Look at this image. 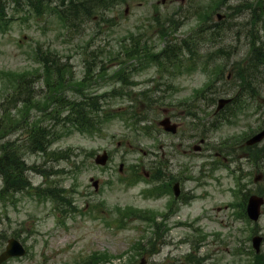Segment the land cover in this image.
I'll list each match as a JSON object with an SVG mask.
<instances>
[{"label": "rangeland", "instance_id": "obj_1", "mask_svg": "<svg viewBox=\"0 0 264 264\" xmlns=\"http://www.w3.org/2000/svg\"><path fill=\"white\" fill-rule=\"evenodd\" d=\"M213 1L128 0L101 18L85 20L77 30L64 27L54 13L39 16L8 10L5 19L10 20L9 27L0 29V120L7 113L16 116L17 107H21V98L8 103L15 87L3 72L31 74L28 99L43 102L47 92L38 65L41 51L55 53L67 66L69 76L81 79L86 72V53L103 51L104 59L107 56L109 60L131 33L150 40L156 46L154 52H160L165 43L158 39L155 16L161 21H178L172 37L179 42L204 25L211 33L218 31L215 40L208 39L209 34L200 37L198 55L218 54L211 59L213 75L200 69L182 74L173 68L166 71L150 66L131 71L129 81L135 85L123 87L96 78L90 92L107 94L102 109L109 119L90 134L47 121L43 125H59L51 129L58 138L41 153L27 148L28 129L43 119L42 112L32 109L25 116L28 120L2 140L24 146L26 177L34 188L0 198V253L12 237L28 250L25 257L6 264H83L97 253L110 257L98 264H137L143 257L153 264H261L264 243L261 255H256L252 237H264V209L260 221L252 223L240 205L251 194L264 197V180L254 182L256 174L264 173V143L249 155L240 145L264 126V66H258L245 85L237 73L252 56L255 35L256 46L264 48V15L258 23L252 15L254 9L264 8V0ZM217 12L225 15L221 22ZM108 19L114 20L112 27ZM102 60L96 59L95 69ZM108 60L104 64L111 76L118 61ZM217 66L224 68L223 75ZM229 73L233 76L230 80ZM115 89L124 95L113 97ZM238 91L243 94L244 111L226 123L223 118L230 116V108L215 115L217 101ZM53 109L50 105L48 111ZM122 113L127 117L135 113L141 122L116 117ZM165 117L180 124L178 135L160 128L159 121ZM143 126L150 127L147 136ZM203 138L206 142L201 151H194ZM103 151L110 156L105 167L94 162ZM216 153L222 157L216 159ZM120 164H124L122 172ZM171 174L181 181L186 195L185 202H174L173 210L168 195L146 193L157 186V180ZM91 178L100 181L99 192ZM3 183L0 178V191ZM36 188L42 192L55 189L70 202L40 197ZM127 209L137 214L152 212L157 218L130 216Z\"/></svg>", "mask_w": 264, "mask_h": 264}, {"label": "trees", "instance_id": "obj_2", "mask_svg": "<svg viewBox=\"0 0 264 264\" xmlns=\"http://www.w3.org/2000/svg\"><path fill=\"white\" fill-rule=\"evenodd\" d=\"M221 1L214 0L213 2L218 3ZM50 2L54 3V0H0V29L7 26L8 21L5 19V16L8 14L10 8H13L17 12H34L39 16H42L45 12L54 13L53 15L59 18L63 26L77 30V26L85 22V20H93L96 16L101 18L113 6L127 3L128 0H58L53 6L48 5ZM154 21L158 39L164 41L165 47L160 52H154L156 46L150 43V40H143L140 36L131 33L129 37L123 39L125 42L120 46V51L117 55L111 56L109 60L105 56V59L109 62L118 61L114 66L117 69L114 70L111 76H109V70L104 64L103 51H93L89 55L86 53V72L81 80L76 79L74 76H69L70 71L67 70V66L60 63L55 53L41 51L42 67H40V70L43 71L47 92L43 102L28 99L31 94L28 85L31 74L28 75L25 72H4V75L14 83L15 87L14 93L9 96L8 103L15 104L21 98V107H17L18 112L16 116L7 113L0 120V178L4 181L3 189L0 191L1 199H4L10 193H20L34 189L26 177L28 167L22 155L24 153V146L15 145L9 141L2 142L9 133L18 129L22 125V122H26V119L28 120L25 116L32 109L36 108L39 112L43 113V119L40 118L38 122L50 120L53 123L69 124L77 126L85 132L97 130L99 126H102V123L108 120L107 116L103 114L104 111L102 109V100L107 94L91 95L88 93V88L92 86L93 80L100 77V80H114L122 82L123 87L128 86L131 82L129 81L130 74L127 63L132 60H136L140 64L141 69L149 67L151 62L158 61L161 64L163 61L162 65H164L165 70H169L172 67L174 70H179L181 64L191 61L196 62L200 37L207 33L204 26L196 30L194 36L179 43L178 39L172 37L178 28V21H161V17L158 16L154 17ZM107 22L111 27L114 25L113 19H108ZM175 25L177 28H173ZM101 29L100 27L99 30ZM212 34L213 39L218 38V31L215 30ZM256 43L257 40L254 41L252 56L247 61V64L238 70L237 78L242 85L250 82V79L254 77L252 72L258 71V66H264V48L261 45L256 46ZM262 44L264 45V43ZM85 49L88 50L87 47ZM99 52L100 54H98ZM217 54L218 51L209 56L211 58V55L215 57ZM183 55H187L188 57L184 59ZM99 57L103 58L102 64L95 69L97 65L94 66V64ZM216 68L219 74L223 75L224 68L220 66ZM69 91L77 94L74 97H69ZM122 94L123 92L117 89L112 92L113 97ZM242 95L238 91L233 98V102L227 107L230 108V117L236 119L240 116V107L244 105L240 100ZM50 105L54 109L49 112ZM133 114L130 119L134 123L141 122V118L139 117L138 119L136 118L138 115ZM3 120H5L4 123H2ZM38 122L32 123L27 131V148L33 152L37 151L41 153L52 144V141L58 138L57 135L54 136L53 131L51 132V129L56 128L58 124L48 127L42 126V123ZM35 190L41 192L37 193L40 197L51 196L55 201L61 199L63 202H70L55 189L45 192H42L40 188H36ZM125 213L134 216L138 211L127 209ZM137 215L147 220L155 219V214L153 213L152 216L147 213H139ZM260 257L262 264L264 263V257ZM108 258L110 257L107 253H97L89 257L88 260H85L83 264H98L104 259H106L104 262L110 261Z\"/></svg>", "mask_w": 264, "mask_h": 264}, {"label": "water", "instance_id": "obj_3", "mask_svg": "<svg viewBox=\"0 0 264 264\" xmlns=\"http://www.w3.org/2000/svg\"><path fill=\"white\" fill-rule=\"evenodd\" d=\"M223 16L219 15V19H222ZM230 99H220L218 103L217 112L222 110L228 103H230ZM160 124L165 128L166 131L176 133L177 126L171 124V120L166 118L160 122ZM264 140V129L250 139H248L245 143L246 146H254L256 144L261 143ZM108 161L107 153H104L102 156H98L96 158V162L101 165H105ZM123 165H121L120 170H122ZM263 174H259L255 177V182H259L263 180ZM94 186L98 189V182H94ZM176 195L179 194L178 186H175ZM264 205V198L258 195H252L249 198L248 206H247V213L251 220L257 222L261 216L262 206ZM263 242V237L255 236L253 238V246L257 253L261 251V245ZM26 254V249L24 246L15 238H12L8 241V245L5 251L0 255V264H3L7 260L12 257H21ZM139 264H148L146 258L141 259Z\"/></svg>", "mask_w": 264, "mask_h": 264}, {"label": "flooded vegetation", "instance_id": "obj_4", "mask_svg": "<svg viewBox=\"0 0 264 264\" xmlns=\"http://www.w3.org/2000/svg\"><path fill=\"white\" fill-rule=\"evenodd\" d=\"M177 125H178V127H179V130H181V128H180V124L179 123H176ZM176 136V135H175ZM170 177V178H169ZM178 178L174 175V174H171V175H168V179H166L165 180V182H168V185L169 186H171V184H172V182H174L173 184H172V187H173V185L175 184V183H180V185H182V183H181V181L180 180H178ZM185 197H186V195H185V193H184V190H182L181 189V195H180V197L178 198V200H175L174 202H176V203H183V202H185ZM175 203V204H176Z\"/></svg>", "mask_w": 264, "mask_h": 264}, {"label": "bare ground", "instance_id": "obj_5", "mask_svg": "<svg viewBox=\"0 0 264 264\" xmlns=\"http://www.w3.org/2000/svg\"><path fill=\"white\" fill-rule=\"evenodd\" d=\"M52 4H53V3L50 2V4H48V5H51V6H52ZM33 13H34V12H33Z\"/></svg>", "mask_w": 264, "mask_h": 264}]
</instances>
